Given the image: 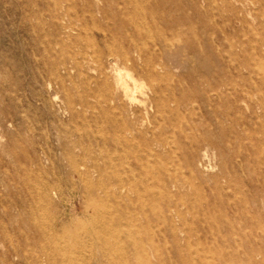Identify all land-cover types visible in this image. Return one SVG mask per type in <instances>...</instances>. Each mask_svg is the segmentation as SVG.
<instances>
[{
	"label": "rangeland",
	"instance_id": "374dc122",
	"mask_svg": "<svg viewBox=\"0 0 264 264\" xmlns=\"http://www.w3.org/2000/svg\"><path fill=\"white\" fill-rule=\"evenodd\" d=\"M0 264H264V0H0Z\"/></svg>",
	"mask_w": 264,
	"mask_h": 264
},
{
	"label": "bare ground",
	"instance_id": "6f19581e",
	"mask_svg": "<svg viewBox=\"0 0 264 264\" xmlns=\"http://www.w3.org/2000/svg\"><path fill=\"white\" fill-rule=\"evenodd\" d=\"M118 59L119 60L122 59L123 61H132L133 60V58L131 56H129L127 53H123L120 57H117L111 65V82L109 83L107 79H104V81H105V83L110 84V87L114 91H116V92L120 91L121 95H119V96L126 97L128 100L133 101L134 99H136V94H135L136 91L140 90L141 92H143V90L141 88L140 83L132 75L131 71L126 66L121 65V62H119ZM149 76L152 77L153 74L151 73V74H149ZM119 96H118V98H119ZM136 100H138V98ZM168 101H171L173 103H177L178 99L172 97V98H169ZM142 102L144 105H148L149 107L153 108L155 111L161 112L160 110H161V106L164 102V99L159 98L157 96H155V97L153 96V97H149L148 99L142 100ZM127 140L128 139L125 137L123 141L128 143ZM123 149H124V147H123ZM150 155L152 156L153 152H150ZM139 167L141 169V172L144 173V171L146 170L145 169L146 166L141 161L139 162ZM158 171H162V173L159 175L152 168L151 176H150V178L152 180L154 179L152 182L145 183L142 180L144 178H141L139 181L142 183L144 191L147 194V199L150 200V203H151V207L149 210L150 215L152 217H154L155 219H157V221H159L161 219L158 216V209H156V207H154L153 203L156 201L157 198H162L165 195H167L166 197L167 198L170 197L169 198L170 201H174L173 204L171 203L170 205L167 206L166 209H167L168 213H167V215L164 216V222H166L169 225V230L171 232H174V233H176V231H178V229L183 230V231L189 230L186 228V226L177 227V226L173 225L171 223V220L174 217L173 214H175L178 217L184 216V212L180 208V205H184L186 211H189V210L192 211V209L194 208V206L191 203H188L185 201V195L186 194L181 191V188L185 184L189 183L192 185V181L188 178L181 177L178 173H176V174L174 172L172 173L169 169L164 168L162 163L159 165ZM164 176H166V177H164ZM163 179H167L168 183L165 184V181H163ZM154 184H159V186H160L159 188L162 190L164 189V191H155L152 187V185H154ZM119 186H120V191H125L124 183L121 179L119 180ZM133 188L137 192V195H140L139 188H138V180L134 181ZM171 188H174V189L171 190ZM213 206H212V208H213ZM203 211L204 212L210 211V207H207L206 210L204 209ZM233 212H234V210H233ZM227 229L228 230H235L234 226H232V225H229Z\"/></svg>",
	"mask_w": 264,
	"mask_h": 264
}]
</instances>
